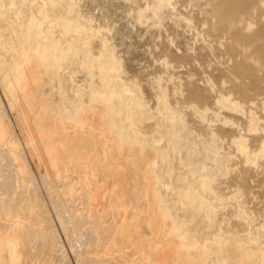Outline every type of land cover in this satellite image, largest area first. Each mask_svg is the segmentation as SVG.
<instances>
[{"label":"bare ground","instance_id":"obj_1","mask_svg":"<svg viewBox=\"0 0 264 264\" xmlns=\"http://www.w3.org/2000/svg\"><path fill=\"white\" fill-rule=\"evenodd\" d=\"M22 1L33 3L35 9L59 2ZM212 2L215 16L212 32L228 36L239 47L242 60L233 65L234 71L249 80L246 85H256L255 90L264 95V84L256 77L264 66V27L255 26L257 11L264 6V0H250L246 5L243 0ZM57 11L56 17L35 19L26 33L11 25V36L1 38L6 31L0 29V48L11 55L9 63L0 57L3 59L0 80L8 105L17 113L16 126L22 136L21 142L0 101V264H44L46 260L48 264H71L59 239L58 224L67 234L78 264H89L96 259L102 261L100 264H205L206 249L213 247L222 253L221 241L209 231L205 234L207 244L201 245L195 234L184 228L193 224L205 230L207 225L197 219L212 217L215 204L226 206L210 187L215 167L206 166L197 157L200 154L209 158L225 171L223 161L216 155L215 140L209 142L200 135V148L188 143L194 149L184 150L181 146L186 142L180 129L186 126L185 113L171 111L161 101L166 109L161 126L166 128L167 147L157 153L152 151L146 159L137 156L144 151L137 124L145 116L146 107L136 91L126 86L91 88L87 91L90 103L84 105L79 101L81 89L72 91V73L66 65L73 59L70 58L73 43L64 35L79 34L87 30V24L77 15L72 3ZM18 12H24L23 5ZM1 18L4 17L0 15ZM21 41L24 45L19 49L17 44ZM30 41H36L39 47L34 49ZM55 47L61 50L55 53ZM231 47L232 52L235 49ZM73 61L89 74L97 69L102 80L109 72L118 71L113 55L91 63L88 56ZM233 105L246 114L239 103ZM253 116L249 114L248 120L252 122ZM251 125L254 128L255 123ZM23 142L30 145L29 152L40 163L48 164V179L45 176L43 184L54 189L51 208L38 193L37 186L31 185L36 180L26 163ZM106 144L112 146V157L103 151ZM171 145L177 148L170 151ZM236 145L241 151L246 149L249 161L245 140H237ZM118 151L122 156L117 155ZM158 160L163 165L162 175L156 169ZM127 166L134 181H138L130 185L129 194L123 192L124 181L117 179ZM239 180L243 184L247 181L244 174ZM56 188L60 193L55 192ZM73 191L78 195L76 199L72 197ZM180 210L188 211L187 221L178 216ZM238 214L246 218L247 222L242 220L246 225H252L253 213L248 215L241 206ZM69 227L76 231L75 237L67 232ZM139 229L144 236L134 246L129 237L132 233L140 235ZM146 235L159 238V243L154 244ZM260 235L264 237V228ZM234 238L248 245L228 247V259L239 264L257 262L262 250L259 238L252 231L239 230ZM122 241L126 247L120 246ZM102 244L107 246L106 257L101 251ZM225 261L222 258L221 264Z\"/></svg>","mask_w":264,"mask_h":264},{"label":"rangeland","instance_id":"obj_2","mask_svg":"<svg viewBox=\"0 0 264 264\" xmlns=\"http://www.w3.org/2000/svg\"><path fill=\"white\" fill-rule=\"evenodd\" d=\"M212 1L59 0L55 5H45L35 9L33 3L29 1L23 3L22 0H13L10 4L6 0H0V15L4 17L0 19V29L6 31L1 38L11 36V25L16 26L20 33H26L27 28L34 25L35 19L38 21L49 15L56 17L57 9L66 8L72 3L77 15L87 24V30H81L85 32L84 34L75 32L64 35L73 43L70 58L76 60L78 57L88 56L91 63L93 60L113 55L118 64V71L109 72L105 80H102L97 69L92 70L93 74H89L88 70L80 68L73 59L68 60L66 65L67 70L72 73V91L81 89L79 101L84 105L90 103L87 91L91 88L103 90L108 87L126 86L134 89L146 107L145 116L137 124L144 141V151L137 156L144 159L147 155H152V151L157 153L167 147L168 142L164 138L166 128L161 126L162 118L166 117L163 103H166L171 111L183 110L186 126H181L180 133L183 142L187 144L181 147L188 152L193 147L200 148L201 145L198 144L200 135L209 142L215 140L216 155L223 161L222 166L225 167V171L222 172L209 158H203L200 154L197 157L206 166L215 167V175L210 187L217 197L226 203L223 208L215 204L212 217L204 216L197 219L207 225L206 228L204 227L205 230L193 224L185 226L184 230L195 234L201 245L207 244L205 234L209 231L221 241L222 253L213 247L206 249L205 264H221L222 258L226 260L224 264H239L228 259V247L247 246V243H238L234 234L238 230L246 233L252 231L253 235L259 238L262 250L257 262L248 261V264H264V237L260 235V231L264 228V161L256 155L263 150L264 145V124L261 123L264 121V105L260 103L264 95L255 90L256 85H246L248 79L234 71L233 65L242 60L239 47L228 36L212 32L211 26L215 21ZM249 1L243 0V4L246 5ZM22 5L23 13L18 12ZM262 8L256 14V27H264V8ZM30 44L34 49L39 47L36 41H30ZM23 45L24 41H21L17 44V48L20 49ZM230 47L235 50L231 52ZM56 48H53V51L58 53L61 49ZM74 54L78 56L75 57ZM0 57L7 63L11 62V55L4 48H0ZM1 58L0 69L3 60ZM263 68L264 66L256 75L258 82L262 84H264ZM209 82L214 87H210ZM0 101L14 127V133L22 142L20 130L16 126L17 113L8 105L1 80ZM233 103H239L246 114L236 110ZM193 105L196 106V111L191 110ZM252 113L255 114L256 119L254 128L250 129L249 125L253 122L248 120V116ZM241 138L246 142L249 161L246 160V154H241L242 151L236 145V141ZM188 143L193 147L190 148ZM22 147L25 149L29 171L36 180L32 181L31 185L37 186L38 193L51 208L50 201L54 189L43 184L44 177L48 179V164L45 166L43 162L40 163L38 157L29 152L31 147L28 143L23 142ZM174 148L177 146L171 145L170 151ZM103 151L107 155L111 154L112 146L106 144ZM117 155L122 156V153L118 151ZM156 163L157 172L162 175L163 165L160 160ZM133 165L134 169H137V166ZM242 174L247 179L245 184L239 180ZM110 179L114 181L113 178ZM117 179L124 181L122 189L125 194H129L130 185L138 184L129 173L128 166ZM55 192L60 193V189L56 188ZM167 193L170 201L173 202L172 192L169 190ZM72 194L76 199L78 196L76 191ZM241 206L248 215L254 214L252 225H246V218L238 214ZM177 214L180 219L188 220L187 210H180ZM54 219L57 221L56 217ZM58 229L59 239L65 246L67 257L71 264H78L79 259L72 253L67 234L59 224ZM99 230H102V225ZM67 232L72 237L76 236L74 228L69 227ZM139 234L137 233L138 236L134 233L130 234L129 238L134 246L139 245L141 235L144 236L140 229ZM146 238L155 241L154 244L159 243V238L154 239L151 235H146ZM120 246L126 247V242H120ZM101 247V251L105 253L103 257H106L107 246L102 244ZM88 255L90 258L93 257L91 252ZM48 262L49 260H46L44 264ZM100 263L102 261L96 259L89 264Z\"/></svg>","mask_w":264,"mask_h":264},{"label":"snow or ice","instance_id":"obj_3","mask_svg":"<svg viewBox=\"0 0 264 264\" xmlns=\"http://www.w3.org/2000/svg\"><path fill=\"white\" fill-rule=\"evenodd\" d=\"M209 86L210 87H214V85L211 84V82H209ZM260 103L262 105H264V96L261 97ZM193 111H196V106L193 105ZM255 116L252 117V122L253 124L255 123ZM262 124H264V121H261ZM252 125H249V128L251 129ZM246 153V149L244 151L241 152V154H245ZM256 155H258L261 159V161H264V150H262L260 153H257Z\"/></svg>","mask_w":264,"mask_h":264}]
</instances>
